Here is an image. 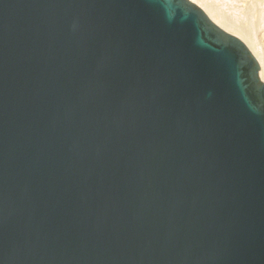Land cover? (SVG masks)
Wrapping results in <instances>:
<instances>
[{"label": "water", "instance_id": "95a60500", "mask_svg": "<svg viewBox=\"0 0 264 264\" xmlns=\"http://www.w3.org/2000/svg\"><path fill=\"white\" fill-rule=\"evenodd\" d=\"M0 264H264V81L190 0H0Z\"/></svg>", "mask_w": 264, "mask_h": 264}, {"label": "bare ground", "instance_id": "6f19581e", "mask_svg": "<svg viewBox=\"0 0 264 264\" xmlns=\"http://www.w3.org/2000/svg\"><path fill=\"white\" fill-rule=\"evenodd\" d=\"M190 1L200 6L214 23L246 44L260 65V77L264 81V0Z\"/></svg>", "mask_w": 264, "mask_h": 264}, {"label": "rangeland", "instance_id": "374dc122", "mask_svg": "<svg viewBox=\"0 0 264 264\" xmlns=\"http://www.w3.org/2000/svg\"><path fill=\"white\" fill-rule=\"evenodd\" d=\"M216 2H220V1H219V0L217 1V0H216Z\"/></svg>", "mask_w": 264, "mask_h": 264}]
</instances>
